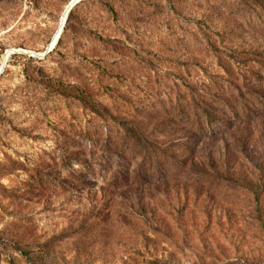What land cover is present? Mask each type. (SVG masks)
<instances>
[{"label":"rangeland","instance_id":"rangeland-1","mask_svg":"<svg viewBox=\"0 0 264 264\" xmlns=\"http://www.w3.org/2000/svg\"><path fill=\"white\" fill-rule=\"evenodd\" d=\"M74 1L0 0V264H264V110L196 140L169 105L235 95L228 71L246 76L264 35L231 0ZM86 86L173 159L165 179L113 190L57 144L96 131L71 95ZM244 88L264 99V80Z\"/></svg>","mask_w":264,"mask_h":264},{"label":"trees","instance_id":"trees-1","mask_svg":"<svg viewBox=\"0 0 264 264\" xmlns=\"http://www.w3.org/2000/svg\"><path fill=\"white\" fill-rule=\"evenodd\" d=\"M231 1L234 2L233 6L235 7L230 8L241 15L240 18L245 21L244 24L248 25V29L254 33L264 35V0ZM73 16L74 10L70 12L68 22ZM261 55L256 56L258 60H247L242 63L248 69L245 70L247 73L244 77L232 74L231 70L228 71L231 79L239 84V88L234 92L235 95H229L227 90L220 93L221 97L218 98L199 96L193 92L191 94H179L175 108L172 107L173 100L169 99L171 115H174L180 125L195 133L196 140H202L211 137L214 133H222L226 130L227 126L222 124L220 120H239L243 117L250 119L248 118L250 106L264 110V99L258 97L255 93L254 95L251 94V97H254L251 104H246L242 100V96L248 91L244 88L246 81L252 80L254 83H258L264 80V75L256 74L257 72L264 74V56ZM216 59L221 60L219 55L216 56ZM25 72L28 80H31L32 76L27 69H25ZM90 89V86H86L84 90L71 87V95L77 98L81 107L91 117L92 125L95 126L96 131H92L91 128L87 127L79 134L68 133L64 137H59L57 144L63 145L67 149L84 147L86 154L83 152L81 157L102 163L100 164L101 169L107 176L111 175L112 181L109 183V187L113 190L128 189L132 186L142 187L165 179L169 171V168L166 167L167 161L173 159H168L161 146L150 140L142 128L128 122L121 115L114 114L111 107L105 106L96 100ZM159 105L162 107L163 103L159 102ZM151 109H155V106L153 105ZM173 110H175L174 114ZM217 117L220 123H218ZM74 157L75 154L70 153L64 154L60 158L73 163ZM138 160H140V163L136 170L132 172V164ZM0 165H2L1 161ZM83 171L82 174L85 176L87 171ZM83 184L87 185L86 182H83ZM6 264L15 263L13 259H10Z\"/></svg>","mask_w":264,"mask_h":264},{"label":"bare ground","instance_id":"bare-ground-1","mask_svg":"<svg viewBox=\"0 0 264 264\" xmlns=\"http://www.w3.org/2000/svg\"><path fill=\"white\" fill-rule=\"evenodd\" d=\"M77 1H78V0H75L74 2H77ZM77 3H78V2H77ZM77 3H76V4H77ZM76 4H74V5H76ZM72 5H73V4H72ZM74 5H73V6H74ZM73 6H72V7H73ZM69 10H70V9H69ZM55 45H56V40L52 43V48L55 47Z\"/></svg>","mask_w":264,"mask_h":264},{"label":"water","instance_id":"water-1","mask_svg":"<svg viewBox=\"0 0 264 264\" xmlns=\"http://www.w3.org/2000/svg\"><path fill=\"white\" fill-rule=\"evenodd\" d=\"M72 7L70 8V10L66 13V16H68L69 12L71 11ZM58 41V39H57ZM57 41H56V44H57Z\"/></svg>","mask_w":264,"mask_h":264}]
</instances>
